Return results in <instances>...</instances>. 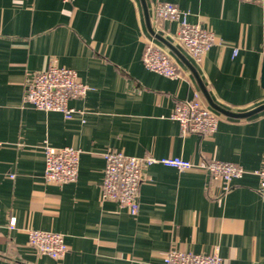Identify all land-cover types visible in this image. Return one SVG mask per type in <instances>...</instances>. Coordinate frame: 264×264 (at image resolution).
Masks as SVG:
<instances>
[{"label": "crops", "instance_id": "obj_1", "mask_svg": "<svg viewBox=\"0 0 264 264\" xmlns=\"http://www.w3.org/2000/svg\"><path fill=\"white\" fill-rule=\"evenodd\" d=\"M169 1L215 33L200 63L177 38L179 22L154 11ZM148 42L164 48L179 78L147 69ZM264 0H0V264H163L175 248L223 264H264ZM52 62L90 86L65 118L23 102L28 75ZM198 99L219 117L209 135L182 134L176 105ZM80 150L77 178L44 179V144ZM225 160L244 174L221 191L202 169L156 163L143 172L140 208L101 197L105 153ZM15 219L14 228L9 226ZM59 232L69 250L54 259L28 243V229Z\"/></svg>", "mask_w": 264, "mask_h": 264}, {"label": "built area", "instance_id": "obj_2", "mask_svg": "<svg viewBox=\"0 0 264 264\" xmlns=\"http://www.w3.org/2000/svg\"><path fill=\"white\" fill-rule=\"evenodd\" d=\"M154 11L161 19L179 22L178 40L194 61L200 63L215 42L214 31L200 23L188 21L186 13L172 2H158L155 4ZM142 61L147 69L165 77L182 76L180 67L172 60L170 54L152 42L146 44ZM28 77L30 81L24 92L23 102L42 111L60 112L65 118H73L79 113L70 102L81 99L90 90V86L80 80L75 69L60 66L55 62L42 71L29 74ZM171 117L179 122L182 134L209 135L217 130L219 122L218 114L198 99L180 101ZM43 151L45 181L63 184L77 178L79 149L72 146L55 147L45 143ZM105 161L101 197L103 200L119 203L132 216H137L139 213V186L144 178L143 172L156 163L179 170L202 169L208 173L210 181L220 187L221 191L230 190L234 179L240 178L245 172L242 166L231 161L212 160L196 163L180 156L139 157L126 155L117 150L107 151ZM256 172L259 176V192L264 194V156L261 167ZM15 224V219H11L9 226L14 228ZM27 233L28 243L31 246L54 259H63L69 250L62 233L34 228L28 229ZM163 262V264H223V258L218 247L209 254L172 248L164 255Z\"/></svg>", "mask_w": 264, "mask_h": 264}, {"label": "water", "instance_id": "obj_3", "mask_svg": "<svg viewBox=\"0 0 264 264\" xmlns=\"http://www.w3.org/2000/svg\"><path fill=\"white\" fill-rule=\"evenodd\" d=\"M261 84L264 87V57H263L262 69H261ZM210 105L214 109L219 110V111L225 113L226 115H229V116H232V117H247V116L253 115L255 113H258V112L264 110V104L263 105H260V106H257V107H255L254 109H252L250 111L240 112V113L239 112H233V111H229V110L223 109V108L215 105L211 101H210Z\"/></svg>", "mask_w": 264, "mask_h": 264}]
</instances>
